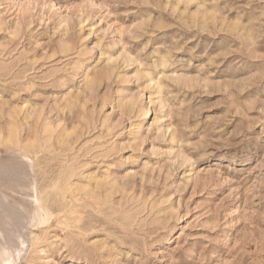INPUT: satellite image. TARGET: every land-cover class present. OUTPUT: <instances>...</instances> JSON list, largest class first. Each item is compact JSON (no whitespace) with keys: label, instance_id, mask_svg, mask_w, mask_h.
Instances as JSON below:
<instances>
[{"label":"rangeland","instance_id":"obj_1","mask_svg":"<svg viewBox=\"0 0 264 264\" xmlns=\"http://www.w3.org/2000/svg\"><path fill=\"white\" fill-rule=\"evenodd\" d=\"M0 264H264V0H0Z\"/></svg>","mask_w":264,"mask_h":264}]
</instances>
